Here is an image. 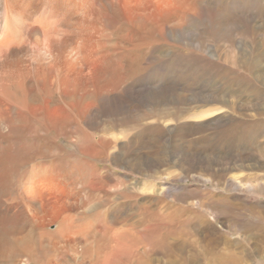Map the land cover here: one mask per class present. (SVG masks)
<instances>
[{
  "label": "bare ground",
  "instance_id": "6f19581e",
  "mask_svg": "<svg viewBox=\"0 0 264 264\" xmlns=\"http://www.w3.org/2000/svg\"><path fill=\"white\" fill-rule=\"evenodd\" d=\"M163 2L0 0V264H264V230L246 231L233 214L223 218L226 235L204 218L199 220L209 231H196L181 208L138 196L135 187L144 190L146 184L100 167L116 165L117 141L128 134L118 136L114 120L91 126L94 109L116 91L121 72L133 71L128 62L144 50L158 48L155 58L161 60ZM241 5L244 22L262 18V11ZM263 26L258 50L264 52ZM256 60L264 67L263 59ZM86 79L89 85L77 89ZM217 102L246 128L238 141L228 133L226 163L216 169L218 162L208 163L205 171L212 173L197 178L216 179L236 194L197 202L216 220L236 206L251 207L249 196L264 194V127L255 131L264 126V97L249 108ZM246 142L252 152L235 153ZM138 164V173L150 176L144 160ZM164 192L160 188L158 195ZM256 204L250 219L264 225V201Z\"/></svg>",
  "mask_w": 264,
  "mask_h": 264
},
{
  "label": "rangeland",
  "instance_id": "374dc122",
  "mask_svg": "<svg viewBox=\"0 0 264 264\" xmlns=\"http://www.w3.org/2000/svg\"><path fill=\"white\" fill-rule=\"evenodd\" d=\"M242 2H246L249 11H262V18L251 16L244 22L240 16ZM159 8L158 16H164L165 24L161 60L155 58L158 48L153 47L128 62L133 71L120 73L116 91L94 109L97 118L90 119L91 126L101 125L103 120H114L117 135L122 131L128 134V139L117 141L116 165L102 163L100 167L113 168L120 177L146 184L144 190L135 187L138 196H144L150 203L160 198L168 207L181 208L186 225L196 231H209L207 223L199 220L204 218L226 235L229 231L222 225L223 218L234 219L233 214L246 231L264 230L263 224L249 216L254 213L256 201H264L263 193L248 197L251 207L236 206L217 220L197 205L201 199L207 205L217 196H236L216 184V179L210 183L197 178L212 173V170L205 171L208 163L218 162L215 169L226 163L227 136L233 133L238 141L240 131L246 128L235 120V115L231 119L224 115L226 109L217 99L230 100L235 108L241 104L249 108L264 97L261 85L264 84V67L256 63L258 57L264 60L263 50H258L262 38L259 23L264 24V0H165ZM90 81L76 83L77 89L87 87ZM205 113L211 115L195 120L189 118L192 114ZM50 114L55 116L58 112ZM259 126L254 129L257 133L264 127ZM256 132L250 133L251 143ZM57 145L66 148L63 140ZM121 145L125 146L123 151ZM244 149L252 152L253 146L246 142L245 147H238L235 153L241 154L240 150ZM140 160H144L150 176L138 173ZM160 188L165 190L161 196L158 195ZM192 240L197 238L190 236L189 241ZM196 246L201 250L198 240Z\"/></svg>",
  "mask_w": 264,
  "mask_h": 264
}]
</instances>
